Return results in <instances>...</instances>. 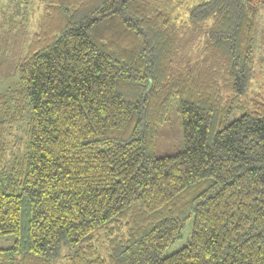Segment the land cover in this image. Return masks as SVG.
Here are the masks:
<instances>
[{
    "label": "trees",
    "instance_id": "obj_1",
    "mask_svg": "<svg viewBox=\"0 0 264 264\" xmlns=\"http://www.w3.org/2000/svg\"><path fill=\"white\" fill-rule=\"evenodd\" d=\"M85 1L1 91L0 264H264V0Z\"/></svg>",
    "mask_w": 264,
    "mask_h": 264
},
{
    "label": "rangeland",
    "instance_id": "obj_2",
    "mask_svg": "<svg viewBox=\"0 0 264 264\" xmlns=\"http://www.w3.org/2000/svg\"><path fill=\"white\" fill-rule=\"evenodd\" d=\"M52 0H0V97L1 91L5 88L16 89L18 74L12 67V62L18 60V56H24L28 44L34 33L39 31V25L44 13V7ZM94 0H86L85 5L93 3ZM255 58L252 70V81L247 97H253L255 93L261 92L264 85V10L260 12L256 23ZM13 60V61H12ZM8 74V77L6 75ZM244 98L243 107H248L249 101ZM178 103V100H177ZM177 108L176 101H173L172 112ZM243 109L235 113V117L242 113ZM234 117L230 118L232 120ZM166 153H173L180 150L177 139L172 141ZM163 153V152H162ZM185 240L178 242L170 251L177 250L183 246L190 235V228L186 229ZM15 242L11 235H0V248H9Z\"/></svg>",
    "mask_w": 264,
    "mask_h": 264
}]
</instances>
